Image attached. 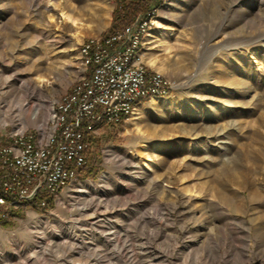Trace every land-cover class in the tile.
I'll return each mask as SVG.
<instances>
[{"label": "rangeland", "instance_id": "1", "mask_svg": "<svg viewBox=\"0 0 264 264\" xmlns=\"http://www.w3.org/2000/svg\"><path fill=\"white\" fill-rule=\"evenodd\" d=\"M119 1L0 0V145L45 128ZM63 11L90 28L81 42ZM154 15L143 57L175 92L136 105L141 133L135 109L102 130L51 209L0 225V264H264V0H164Z\"/></svg>", "mask_w": 264, "mask_h": 264}, {"label": "built area", "instance_id": "2", "mask_svg": "<svg viewBox=\"0 0 264 264\" xmlns=\"http://www.w3.org/2000/svg\"><path fill=\"white\" fill-rule=\"evenodd\" d=\"M154 14L82 41L89 74L54 102L45 128L18 130L0 145L1 205L16 208L40 198V207H46L84 172L93 139L105 127L122 125L139 102L175 92L177 84L143 60Z\"/></svg>", "mask_w": 264, "mask_h": 264}, {"label": "trees", "instance_id": "3", "mask_svg": "<svg viewBox=\"0 0 264 264\" xmlns=\"http://www.w3.org/2000/svg\"><path fill=\"white\" fill-rule=\"evenodd\" d=\"M164 0H120L119 6L117 10L114 11L113 22L111 29L107 34L112 33L115 29L123 27L129 23H131L137 16L142 15V17L149 18L152 12L163 4ZM143 101H149V99H145ZM110 129L105 127L103 130L106 133V137H111ZM101 137L96 136L93 139V144L99 145ZM85 175V173L83 174ZM2 189V180L0 176V196L3 195ZM54 200L50 199L48 201V205L43 209H51L53 207ZM27 208H38L40 209V198L35 199L32 202H23L19 204L16 208L14 207H6L5 205L0 204V225L4 228L14 227L16 221L14 218L23 217L24 211Z\"/></svg>", "mask_w": 264, "mask_h": 264}, {"label": "bare ground", "instance_id": "4", "mask_svg": "<svg viewBox=\"0 0 264 264\" xmlns=\"http://www.w3.org/2000/svg\"><path fill=\"white\" fill-rule=\"evenodd\" d=\"M69 6H71L69 4ZM62 16L63 18L67 21V22H71L75 25L76 27V31H75V37L77 39L78 42H81L82 39L84 37H86L88 35V31L90 28H86L84 27L76 18L75 16H73L70 12L68 11H63L62 12ZM154 24H155V31H160L163 27H164V24L158 19V18H154ZM91 31V30H90ZM148 38H155V35L152 34V33H149ZM150 44L149 41L145 42V46ZM65 51V50H64ZM144 61L150 65L151 67H153L155 70H158L159 73H164V66H163V63L161 61V58L159 57L158 54H153L151 56H144L143 57ZM41 81H47L48 79H46L45 77H42L40 78ZM159 98L158 99H153L152 102H151V105H154L158 102ZM52 105H50V108H51ZM53 107V106H52ZM52 109V108H51ZM50 109V110H51ZM140 111V109H138ZM136 114H138L137 110L135 109V112L133 113L134 116H132L130 118V121H131V126H133L134 130H136L137 133H141L142 132V129L140 128V126L138 125L137 123V117L135 116ZM37 115V114H36ZM36 115H33V117L35 118ZM1 120L3 123L7 124L8 123V119L6 117H1ZM131 130V128H130ZM129 130V131H130ZM143 149V148H142ZM144 150V149H143Z\"/></svg>", "mask_w": 264, "mask_h": 264}]
</instances>
